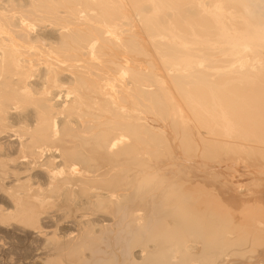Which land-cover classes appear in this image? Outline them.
Here are the masks:
<instances>
[{
  "label": "bare ground",
  "instance_id": "obj_1",
  "mask_svg": "<svg viewBox=\"0 0 264 264\" xmlns=\"http://www.w3.org/2000/svg\"><path fill=\"white\" fill-rule=\"evenodd\" d=\"M149 112L152 117L146 116ZM13 115L22 122L17 128L25 127L16 140L11 133L0 136V174L16 184L0 186L13 199L17 218L34 229L38 209L57 196L71 203L82 198L87 208L122 204V209L116 207L122 212L117 221L136 224V230L134 224L128 226L140 242L130 247L146 244L129 253V264H191L203 244L198 263L202 256L209 262L212 252L211 260L222 254L226 264H233L246 251L237 252L243 247L249 246L247 261L254 255L250 247L264 246V234L262 243L257 242L264 231V191L244 195L240 185L228 181L225 189L212 193L194 190V162L209 148L215 149L211 156L222 150L237 156L233 167L223 168L236 172L232 177L240 161L246 165L251 157L241 155L243 150L250 148L256 158L262 150L264 156V0H0V125H13ZM166 159L181 167L176 176L166 166L167 178L149 172L156 167L149 161L163 164ZM191 169L195 176L187 180ZM186 170L187 176L178 177ZM119 184L124 192L115 194L112 189ZM240 204L241 209L236 207ZM233 205L240 209L238 218L235 209V217L231 214ZM105 208L110 217L113 206ZM142 208L147 210L139 211L147 215L145 221L136 214ZM211 209L226 212L229 219H220L225 213L212 217L207 214ZM231 215L232 223L237 219L234 226L226 224ZM187 240H199L202 247ZM103 241L93 242L92 248L85 245L91 255L98 252L95 256L106 259L112 243L105 251ZM70 242L65 243L72 246ZM231 248V255L237 254L234 262ZM261 249L247 264H264ZM113 254L107 259L111 264L117 261Z\"/></svg>",
  "mask_w": 264,
  "mask_h": 264
},
{
  "label": "rangeland",
  "instance_id": "obj_2",
  "mask_svg": "<svg viewBox=\"0 0 264 264\" xmlns=\"http://www.w3.org/2000/svg\"><path fill=\"white\" fill-rule=\"evenodd\" d=\"M27 9V8H26ZM251 56V54L249 55V57ZM250 59H252V56L250 57ZM119 80L121 79V78H119V77H117ZM65 89H66V87H65ZM64 89V90H65ZM62 90V89H61ZM147 117H152L153 115L152 114H150V112H149V114H147L146 115ZM12 120H14V122H12L13 123V125L12 124H10V127L9 128H6L5 126H2V125H0V136L1 137H3L4 136V134H6L7 136H8V134H10V135H14L13 137H14V139L16 140L17 139V137L18 136H20L21 135V133H23L22 131H24V127H23V129H18L17 127H19V125L22 123H20V119H18V117L17 116H15V115H13V116H10V121H9V123H11V121ZM15 120H17V121H15ZM17 124V125H16ZM22 125V124H21ZM20 125V126H21ZM15 126H16V128H15ZM191 126H192V130H194V132H197L196 130H197V127H196V125H194L193 123H191ZM13 127V128H12ZM15 128V129H14ZM19 128H22V127H19ZM9 129V130H8ZM7 130L9 131V132H7ZM15 130V131H14ZM2 131H5V132H2ZM8 133V134H7ZM3 135V136H2ZM5 135V136H6ZM15 136H16V138H15ZM0 137V138H1ZM9 137H11V141L13 142V137L12 136H9ZM3 141H5V140H3ZM2 141V142H3ZM5 143V142H4ZM14 143V142H13ZM214 148H216V150H219V152L221 151V149H220V147H214ZM210 149V148H209ZM208 149V151H210V153H208V151L206 150V154L204 155V156H199L198 155V157H196V159L198 160V161H193L194 162V164H195V168L196 167H198V171H195V173H194V171L191 169V170H189L188 172H187V170L186 171H184V175L183 174H177L178 175V177L181 175V177L182 176H187L188 174V176L186 177L187 178V180H189L188 179V177L190 178H192L193 176H195V175H193V176H191V171L194 173V174H196V175H198V176H196L198 179L195 181V182H197V183H194V186H195V189L193 188V183L191 184V182L189 183V185H190V189H194V190H196V189H198V191H201L202 190V192H204L203 191V189L205 190L206 189V191H208V192H210L211 191V193L213 192V190H215V189H217V191L218 190H221V189H225V188H223L224 187V184L223 183H225L226 181H228L227 183H234V185H235V187L237 186V188H239V185L241 186V188L244 190V193H243V190L241 191L240 189H239V191H241V193L242 194H244V195H246V194H248L249 195V193H250V195H251V193H254V190H255V192H256V190H262V191H264V163L263 164H260V165H258V163H260V161L261 162H263L264 161V156H262V153H263V151L261 150V152L262 153H256L257 154V158H256V156H253L254 154L252 153V151H250V148H248V151H242V153H241V155L243 154L246 158L248 157H250V155H251V157L250 158H252V157H254V158H256L257 160L259 159L260 161L258 162L257 160L255 161V159H253L252 158V160L249 158H247L248 159V161H247V163L248 164H246L245 165V163H246V161L245 160H242V161H240L241 162V164L239 165V167H240V169H239V167H238V169H237V175H235L234 177H232V175H234L235 173L234 172H231V171H229V169L228 170H224L223 168H227V165L229 164V166L228 167H231L232 166V164H233V162L234 161H237L238 159H237V156H232L231 154H230V152L228 151V150H222L221 152H220V154H215V155H212L211 156V150H213V148H211V150H209ZM238 149V148H237ZM240 149H242V148H240ZM215 150V149H214ZM213 150V151H214ZM240 151L241 150H237V152L238 153H240ZM250 151V152H249ZM10 154L13 152V150H11V152L10 151H8ZM237 153L236 151H231V153ZM245 152H249L248 153V156H247V154L245 153ZM224 153V154H223ZM227 153H228V155H227ZM233 153V154H234ZM237 153V154H238ZM253 155H252V154ZM255 154V155H256ZM260 156H259V155ZM219 155V156H218ZM238 155H240V154H238ZM210 156H211V158H210ZM214 156V157H213ZM217 156V158H215ZM259 157H261V159L259 158ZM263 157V158H262ZM229 158V159H228ZM196 159H192V160H196ZM201 159V160H200ZM237 159V160H236ZM167 160H170V162L172 161H175V160H171V159H166L165 160V163L167 162ZM215 160V161H214ZM217 160V161H216ZM254 160V161H253ZM218 161H219V163H221V165H222V167H221V165L219 164H217L218 163ZM253 162V163H251V162ZM149 162H152V164H154L156 167H155V169L153 168V169H150L149 170V172H152V174L154 173V175L157 177V178H160V177H168L166 174H168V175H170L169 173H171V175H173V174H175V176H176V173L177 172H179L181 169V167H179L178 166V164H177V162L175 163V165H174V162H173V166H171V164L169 163V162H167L166 164L165 163H163L162 164V162L160 161H155V160H151V161H149ZM153 162H155V163H153ZM196 162H198V163H196ZM204 162V163H203ZM217 162V163H216ZM250 162V163H249ZM255 162V163H254ZM157 163H160V165L161 166H163V167H159L158 165L159 164H157ZM168 163H169V165L170 166H167L168 165ZM216 163V164H215ZM197 164L199 165V166H197ZM208 164H209V166H208ZM257 164V165H256ZM248 165V167H246ZM250 165V166H249ZM157 166H158V168H157ZM167 167V169L168 168H170V169H166V167ZM177 166V167H176ZM260 166V167H259ZM176 167V168H175ZM233 167V166H232ZM252 167V168H251ZM257 169H256V168ZM159 168H161V170L159 169ZM163 168V169H162ZM172 168L175 170V172L172 170ZM178 168V169H177ZM158 169H159V171H158ZM166 169V170H165ZM178 171H177V170ZM194 169V168H193ZM208 169V170H207ZM156 170V171H155ZM185 170V169H184ZM201 170V171H200ZM216 170V171H215ZM222 170V171H221ZM240 172H239V171ZM169 173H168V172ZM173 173H172V172ZM258 171V173H255V172H257ZM167 172V173H166ZM188 174H187V173ZM220 172V173H219ZM238 172H239V174H238ZM160 173V174H159ZM166 173V174H165ZM187 175H186V174ZM218 173V174H217ZM158 174V175H157ZM163 174V175H162ZM165 174V175H164ZM228 174V175H227ZM253 174V175H252ZM132 175L134 176L135 175V173H132V174H129V177L131 176L132 177ZM144 175V174H143ZM159 175H160V177H159ZM170 175V176H171ZM142 176V175H141ZM174 176V175H173ZM228 176H230V177H228ZM226 179H225V178ZM232 177V178H231ZM5 178V177H4ZM2 176H1V174H0V179H2V180H0V184H1V182H3L4 184H5V186H6V188L7 189H10L13 185H15L16 183H12V181H14L13 179H7V180H4L3 181V179H4ZM190 178V179H191ZM220 178V179H219ZM227 178H231V180H227ZM114 179V178H113ZM113 179H109V181H112ZM125 180V178H121L120 180H121V183H122V180ZM183 179H185V178H183ZM215 179V180H214ZM216 179H217V181H216ZM233 179V180H232ZM258 179V180H257ZM123 180V181H124ZM221 180H222V183L221 184H218V182H221ZM224 180V181H223ZM23 181H25V180H23ZM114 181V180H113ZM234 181V182H233ZM262 181V182H261ZM115 182V181H114ZM126 182L127 181H124L123 182V184L125 185L126 184ZM31 183L32 184H35V182L34 181H31ZM128 183V182H127ZM199 183V184H198ZM204 183V184H203ZM122 184V185H123ZM196 184V185H195ZM197 184H198V188H196V186H197ZM201 184V185H200ZM237 184V185H236ZM122 185L121 184H119V188H116V189H112L113 190V192L115 193V194H119V193H121L122 194V191L120 190V189H123L124 187H122ZM123 185V186H124ZM186 185H188V184H186ZM189 185H188V189H189ZM122 188H121V187ZM243 186V187H242ZM187 187V186H186ZM192 187V188H191ZM205 187V188H204ZM217 187H219V188H217ZM246 187V188H245ZM201 188V190H199ZM215 188V189H214ZM115 190H118V192H116ZM210 190V191H209ZM246 190H247V192H246ZM121 191V192H120ZM124 192V191H123ZM201 192V194H204V193H202ZM125 193H127V194H129V192H125ZM201 194H196V197H197V195L198 196H200ZM249 195V196H250ZM264 196V195H263ZM55 198H57V199H54V196H53V200L51 199V201H49L48 203H46V205H44V207H42V208H40V209H38V212H39V223L36 225V227H38V229L36 230V229H34V225L33 224H31L30 222H28V221H25V220H20V219H18L17 218V216H16V214H15V212L13 211V199L11 198V197H9V195H8V193H7V191H5V190H3L2 188H1V186H0V211H3L4 210V212L3 213H0V264H78V262H80L81 263V261H80V259L82 258V262H84V261H86V262H88V260H89V262H91L94 258L92 257L93 256V254H94V256H95V254H97V253H93L92 255L90 254L92 251H91V249H89V248H87V246L88 247H90V248H92V243L93 242H98V240H99V242L100 241H103V242H105V243H103V242H101L100 244H102V246L100 245V247L102 248H105L106 246L108 247V245H109V243H112V244H110L109 246H111V248L110 247H108V249H107V247L104 249L105 251H106V249H107V251H106V259L104 258V257H98L97 255L95 256V259H96V257H97V261L101 258V260H99V262H101V263H103L104 264V262L107 260V259H109V256L108 255H110V254H113L114 252H115V250H116V252H115V254H117V255H114L115 256V258H114V260L115 259H117V261L115 260H113L114 262H113V264H121V262H122V264H123V260H124V262H126L127 264H129L127 261H129L130 260V258L131 257H129L130 256V252L134 249H132V247L133 246H135V245H132V247H130L131 245H129V243L130 244H134V242H135V244L136 243H139L140 244V242H137L136 240H137V236H136V224H134V223H132V224H128V223H126V225H125V223H123L122 224V222H120L119 220L117 221V219H119L120 218V215H121V213L122 212H118V210H116V209H118V208H116L118 205H119V208L122 206L123 207V205L122 204H118V205H116L115 204V207H114V204H111L112 206H113V208L112 209H114V210H116L118 213H120V214H118L117 212V216H119L118 218L115 216L116 214H114L113 213V215H112V209H111V205H109V204H107L106 202H105V204H100V207H96V205L97 206H99V204H96V205H88V208H87V206H86V204L84 205L83 203L84 202H82V198H79V199H77V201L76 202H74V203H71L70 201L69 202H65L64 201V199H63V197H55ZM199 198V197H198ZM200 198H201V196H200ZM199 198V199H200ZM59 200H61V201H59ZM125 201L123 200V202L122 203H124ZM106 204H107V207H106ZM109 205V206H108ZM121 205V206H120ZM93 206H95V208H93ZM102 206H103V208H102ZM106 208H110L111 209V211H109L110 213H111V215H110V213H108V215L110 216V217H108L107 216V210H106V212H105V210H103L105 207ZM235 205H233V207L231 208V210L230 211H232L233 209H235L236 207H240V209H241V204L240 205H236V207H234ZM122 207H121V209H122ZM90 208V209H89ZM98 208V209H97ZM99 208L100 209H102L101 211L99 210ZM105 208V209H106ZM2 209V210H1ZM94 209H95V211H94ZM120 209V210H121ZM238 210H236L237 211V213H236V217L239 215V212H240V209L239 208H237ZM119 210V211H120ZM234 210V211H235ZM90 211V212H89ZM139 211H143V212H145V213H147V210L145 209V211L143 210V208H142V210L141 209H139L138 210V213H136L138 216H140L142 213L141 212H139ZM234 211H232L233 213H231L232 215H233V217H235V212ZM114 212V211H113ZM211 212H213V210L211 209V211L209 210V213H207V214H210L212 217H214L215 215L217 216V215H219V216H221L223 213H225V214H223L222 215V217L220 218V219H222L223 218V216H224V218H227V220L229 219L228 218V214L226 213V212H213V214L211 213ZM2 214V215H1ZM88 214H90V215H88ZM105 214V215H104ZM145 215L146 214H144L143 213V217H144V221H145V219H146V217H145ZM228 215V216H227ZM232 215L230 216V220H229V223H226V222H224V223H226V224H230L231 223V225H233V223L235 222V220H236V222H237V219H234V221H233V223H232ZM89 216V217H88ZM122 216V215H121ZM142 216H140L141 218H143ZM147 216V215H146ZM210 216V217H211ZM4 217V218H3ZM208 217H209V215H208ZM84 218V219H83ZM114 218H116V219H114ZM238 218V217H237ZM6 219V220H5ZM112 219V221H110ZM78 220H80V222L78 221ZM88 221V222H87ZM110 221V222H109ZM222 221H223V219H222ZM224 221H226V219H224ZM231 221V222H230ZM84 223V225H83V223ZM118 222H120V223H118ZM218 222V221H217ZM221 221L219 220V222L218 223H220ZM228 222V221H227ZM236 222L234 223V225L236 224ZM120 225V224H122V225H118V224ZM133 224H134V227H133ZM111 225V226H110ZM113 225V226H112ZM117 225H118V227H117ZM128 225H131L135 230H133V232H135V234L134 233H131V235H130V231H131V229H133L132 227L130 228ZM233 225V226H234ZM125 226V227H124ZM128 226V227H127ZM108 227V228H107ZM124 227V228H123ZM114 228V229H113ZM121 228V229H120ZM42 229V230H41ZM57 229V230H56ZM108 229V230H107ZM110 229H112V231L110 230ZM124 229H125V231H126V229L127 230H129V231H127L126 232V235H128V236H126V235H124L123 236V232H125L124 231ZM107 232H105V231ZM38 231H41L42 232V234H38ZM121 231V232H120ZM62 232V233H61ZM109 232V233H108ZM113 232V233H112ZM132 232V231H131ZM45 233V234H44ZM102 233V234H101ZM122 233V234H121ZM129 233V234H128ZM87 234V235H86ZM112 234V235H111ZM113 234H114V236H113ZM125 234V233H124ZM134 234V235H133ZM261 234V235H260ZM259 234V240L257 241V242H259V244L260 243H262L261 241H263L262 240V238H263V234H264V231H262V233H260ZM42 235V236H41ZM90 235V236H89ZM98 235H99V237H98ZM109 235V236H108ZM119 235V236H118ZM132 235H133V238H132ZM263 235V236H262ZM87 236V237H86ZM100 236H103V238H101ZM121 236H122V238H121ZM127 238H126V237ZM135 236V237H134ZM89 237V238H88ZM93 237V238H92ZM104 237H105V239H104ZM125 237V241L123 240V238ZM131 237V238H130ZM234 238V237H236V239H237V237H238V235H233V236H231V238ZM262 237V238H261ZM91 238L92 239H94V240H92V242L90 241L91 240ZM96 238H98V239H96ZM99 238H101V240L99 239ZM109 238H111V239H109ZM115 238V239H114ZM129 238V239H128ZM261 238V239H260ZM72 239V240H71ZM127 239H128V241H127ZM131 239H133V241H131ZM251 239H254V240H256V239H258L257 237H255V238H251ZM86 240H88V241H86ZM96 240V241H95ZM120 240H123L124 242H128V243H124L123 241V244H122V242L120 241ZM135 240V241H134ZM261 240V241H260ZM70 241H72V243L70 242ZM111 241V242H110ZM113 241V242H112ZM121 242V244L119 243V244H117V243H115V242ZM139 241V240H138ZM141 241V240H140ZM144 241H146V243H148V245H152V243L151 242H149L148 240H144ZM148 241V242H147ZM187 241H190V243L189 244H191V245H196V242H197V245H198V247H202L200 250H202V252H203V249L205 248V246H204V244L202 243V242H200L199 240L198 241H193L192 242V240H187ZM61 242H67V243H71L72 244V246L71 245H69V244H67V243H61ZM89 242H91V243H89ZM132 242V243H131ZM143 241H141V243H142ZM198 242H199V244H198ZM56 243V244H55ZM59 243H61L60 245H63L64 247H61L60 245H59ZM75 243H76V245H75ZM195 243V244H194ZM201 243L203 244L202 246H201ZM55 244V245H54ZM59 246H58V245ZM87 246H86V245ZM91 244V245H90ZM115 244H117L116 246V248H115ZM129 245V246H126V245ZM263 244H264V242H263ZM67 245H69V246H67V248L69 249V250H67L66 251V246ZM76 246V250H75V246ZM79 245V246H78ZM106 245V246H105ZM120 245V246H119ZM138 245V244H137ZM143 245L144 246H146V244H145V242H143L141 245H139L138 247L136 246V250L135 251H137V250H139L140 248V246H142L143 247ZM188 245V244H187ZM200 245V246H199ZM250 245H253V244H250ZM256 247H255V246ZM252 247H250L249 248V251H251L252 252V255H253V253H254V255L253 256H255V255H258V254H255V252L256 253H258L259 252V250H261V251H263L261 248L262 247H264L263 245H259L261 248H259L258 247V243H256V244H254ZM124 246H126V248L127 247H130L131 248V250H129V248H127V251H126V249L124 248L123 249V247ZM184 245H181V248L183 247ZM56 247V248H55ZM59 247H61L60 249H59ZM74 247V249H72ZM119 247H121V248H119ZM249 246H247V247H243L244 249H241V250H238L239 249V247H234V249H237V250H234V252L235 251H237V252H240V251H242V252H244L245 250V252H244V254L246 253H248L247 252V248H248ZM255 247V248H254ZM71 248V249H70ZM99 248V247H98ZM103 248L101 249V250H103ZM154 248V247H153ZM252 248H254L253 250H255V249H257L256 251H253L252 250ZM259 248V249H258ZM55 251H54V250ZM57 249H59V250H57ZM65 249V250H64ZM94 249V248H93ZM100 249V248H99ZM113 249H115V250H113ZM120 249V250H119ZM121 249H123V251L121 250ZM233 248H231V252L229 253V257L231 258V260H232V262H234L233 260L235 259V262H236V260L239 258V259H241V260H237V262H238V264H242V263H244L245 264V256H246V254H245V256H244V254L243 253H241V254H243L242 256H243V258H241L240 257V255H235L234 253V255L236 256V257H238L237 259H236V257L234 258V259H232V255H231V253L233 252V250H232ZM70 250H72V251H70ZM73 250H74V252H73ZM91 252H90V251ZM117 250H119V253H118V251ZM133 250V253L135 252ZM200 250H198L197 251V254L195 253V255L193 256V258H191L192 259V262H191V260H189L190 262H191V264H195V263H197V264H204L205 262H203V260H204V257L202 256V258H201V260H200V262L198 263V261H199V257L197 258V256L201 253V255H202V252L200 251ZM215 251H216V249H214ZM57 251L59 252V255H56V254H58L57 253ZM61 251H62V253L64 252L65 253V255L64 254H60L61 253ZM71 253H70V252ZM76 251L78 252V253H76ZM94 251H96L95 249H94ZM93 251V252H94ZM128 253L129 255H127L126 253ZM200 251V252H199ZM224 251V250H223ZM227 251V253H228V250H226ZM229 251H230V249H229ZM260 251V252H261ZM54 252H56V254L55 255H53V253ZM72 252H73V254H72ZM112 252V253H111ZM121 252V253H120ZM198 252H199V254H198ZM217 252V254L219 253L218 251H216ZM222 252V251H221ZM236 252V253H237ZM250 252V253H251ZM70 253V254H69ZM74 253L76 254V255H74ZM122 253H125V255H127V257H129L128 258V260L126 259V257H125V259H126V261H125V259H123V257L125 256L124 254H122ZM212 253V252H211ZM210 253V257L212 256L213 257V254H215V253H212L211 254ZM84 254V255H83ZM118 254H119V256H118ZM120 254H121V257H120ZM131 254H132V252H131ZM224 254V253H223ZM239 254V253H238ZM53 255V256H52ZM72 255V256H71ZM75 257H74V256ZM79 255H81V256H79ZM124 255V256H123ZM249 255V254H248ZM90 256H91V260L89 259L90 258ZM112 256V255H111ZM110 256V259L109 260H111V259H113V256L111 257ZM132 256V255H131ZM200 256V255H199ZM216 256L217 255H215V257L213 258L214 260H211L212 259V257L209 259V262L208 263H210L211 261H214L216 264L217 263H219V264H222V263H220V262H222V260L223 259H225L226 257L225 256H223L222 254H220V257L222 258V260H221V258H220V260H218L219 258H218V256H219V254H218V256H217V259H216V261H215V258H216ZM253 256H251V257H246L247 258V261L248 260H250V259H253ZM58 257V258H57ZM117 257V258H116ZM121 258V260H119L120 262H118V259H120ZM224 257V258H223ZM256 257V256H255ZM255 257H254V259H255ZM53 258V259H52ZM230 258H228L229 259V261H230ZM249 258V259H248ZM73 259L74 260H77V261H73ZM193 259L195 260V262L193 261ZM242 259H244V260H242ZM84 260V261H83ZM92 261V264H94L95 262H96V264H101V263H99V262H97V261ZM198 260V261H197ZM211 260V261H210ZM217 260H218V262H217ZM54 261V262H53ZM70 261V262H69ZM131 261V260H130ZM129 261V262H130ZM197 261V262H196ZM224 261V260H223ZM241 261H243V262H241ZM247 261H246V264H247ZM251 261V260H250ZM249 261V262H250ZM85 262V263H86ZM189 262V263H190ZM214 262H211L210 264H214ZM225 262V261H224ZM231 262V263H232ZM234 262V263H235ZM236 262V263H237ZM79 263V264H80ZM84 263V264H85ZM107 263H112V261L111 262H108V260L106 261V263L105 264H107ZM208 263H205V264H208ZM233 263V264H234ZM235 263V264H236ZM82 264V263H81ZM89 264V263H88ZM223 264H226V262L225 263H223ZM230 264V263H229Z\"/></svg>",
  "mask_w": 264,
  "mask_h": 264
}]
</instances>
